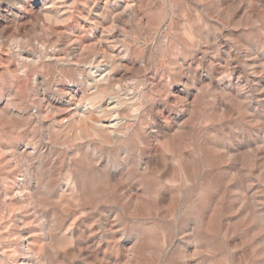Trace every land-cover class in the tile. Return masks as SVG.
I'll use <instances>...</instances> for the list:
<instances>
[{
    "label": "bare ground",
    "instance_id": "1",
    "mask_svg": "<svg viewBox=\"0 0 264 264\" xmlns=\"http://www.w3.org/2000/svg\"><path fill=\"white\" fill-rule=\"evenodd\" d=\"M33 1L0 0V79L9 77L17 87L0 94V121L24 134L15 137L11 152H0V170L9 172L0 194L5 207L51 212L43 223L44 246L38 245L26 211L6 221L0 217V264H37L61 253L86 254L88 261L94 251L80 244L83 228L99 242L108 226L90 224V209H149L167 199L178 178L170 174L168 150L190 161L183 138L175 135L196 118L197 99H190L197 90L170 76L165 53L147 36L120 40L123 23L150 24L141 17V0H45L41 7ZM194 18L193 43L199 47L201 30ZM159 59L163 65L155 71ZM183 66L178 65L181 72ZM201 67L200 62L199 77ZM207 73L214 83L213 60ZM256 83L259 89L262 79ZM26 100L31 104L25 106ZM53 150L63 154V173L52 171ZM191 161L197 176L199 164ZM150 174L159 187L147 179ZM11 236L15 240L6 245Z\"/></svg>",
    "mask_w": 264,
    "mask_h": 264
},
{
    "label": "rangeland",
    "instance_id": "2",
    "mask_svg": "<svg viewBox=\"0 0 264 264\" xmlns=\"http://www.w3.org/2000/svg\"><path fill=\"white\" fill-rule=\"evenodd\" d=\"M44 2L35 0L32 5L41 7ZM142 5L141 17L150 24L123 23L120 40L136 42L147 36L158 52L165 53L170 76L197 90L190 99H197L196 118L175 135L183 138L190 161L181 160L173 148L168 150L170 174L178 178H172L168 200L160 206L90 209V224H108L102 241L85 228V240L77 238L86 250L94 251L90 260L86 254L61 253L37 264H264V0H141ZM191 15L198 18L199 47L193 43L197 35ZM211 60L214 83H209L207 73ZM196 61L202 63L201 77ZM153 65L157 71L163 64L159 59ZM258 78L263 82L259 89ZM12 90H17L12 79L1 78L0 94ZM28 100L25 106L31 104ZM175 129L173 125V134ZM20 133L24 136L21 128L1 120L0 152H11ZM52 156L53 173H63V154L53 150ZM193 159L199 164L197 176L191 171ZM5 173L9 172L0 170V189L6 186ZM153 178L147 175L159 187ZM2 199L0 194V217L6 221L26 211L38 245L44 246L43 223L48 222L50 209H11ZM14 237H7L6 245Z\"/></svg>",
    "mask_w": 264,
    "mask_h": 264
}]
</instances>
